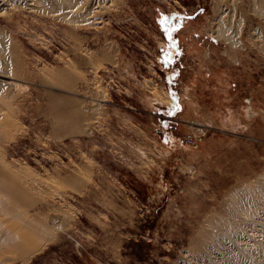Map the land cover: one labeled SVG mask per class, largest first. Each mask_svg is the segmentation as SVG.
I'll list each match as a JSON object with an SVG mask.
<instances>
[{"label":"rangeland","instance_id":"obj_1","mask_svg":"<svg viewBox=\"0 0 264 264\" xmlns=\"http://www.w3.org/2000/svg\"><path fill=\"white\" fill-rule=\"evenodd\" d=\"M25 2L0 9V70L13 47L22 69L7 71L16 92L0 91V158L24 167L37 185L30 211L55 225L12 264H264V16L254 0H102L94 22L75 28ZM217 17L241 46L216 36ZM55 93L83 103L80 131L54 125ZM89 101L100 103L93 114ZM237 189L260 194L244 206L250 218L232 220L243 239L205 241Z\"/></svg>","mask_w":264,"mask_h":264},{"label":"bare ground","instance_id":"obj_2","mask_svg":"<svg viewBox=\"0 0 264 264\" xmlns=\"http://www.w3.org/2000/svg\"><path fill=\"white\" fill-rule=\"evenodd\" d=\"M25 1H26L25 2L26 4L29 3V6L33 11H35L37 13H42V14L44 13L45 15L48 14V15H50L51 18L53 17L56 20H60L62 22H65L66 24H69L71 28H75L79 24L85 23V25L88 24L90 26V24L92 22H94L93 21L94 18L91 17V14H93V13L96 14V12H97V9L95 11L96 5H99V3L102 0H100V1L97 0V2L93 3L92 6L90 5V3L78 4L77 3L78 0H25ZM8 2H9V0H0V9H3L5 6L10 5V4H8ZM11 2L13 3L14 0L13 1L11 0ZM17 2H19V1H17ZM106 2H108V1H106ZM112 2H113V0H112ZM81 3H82V1H81ZM104 4H105V2H104ZM11 5L14 6V4H11ZM19 6H21V5H19ZM253 6H254L253 9H256L257 13H260L259 15L264 16V0H254ZM23 8H24V6H23ZM13 9H16V8H13ZM91 9H94V10H91ZM17 11H19V10H17ZM98 12H97V14H98ZM222 14L224 15V13H222ZM222 14L219 18L220 20L223 16ZM96 19L98 20L99 18H95V20ZM217 19H218V17H217ZM219 19L217 20L219 23L216 21L218 23V24L216 23L217 24V27H216L217 31H215V32L218 33V34L216 33V36L218 38L224 40L230 47L235 48V46H239L241 44V41L235 36L237 33H234V31L232 32V30L230 29V22L226 23L224 20L220 21ZM230 19H229V21H230ZM99 22L100 21H97L95 23H99ZM241 26H242V24H241ZM1 30L4 31L3 29H1ZM256 31H257V29H256ZM253 32H255V30H253ZM4 34H5V32H4ZM251 35H253V34H251ZM256 36H258V34ZM7 37H8V35H7ZM0 38L3 39L4 37L2 36ZM5 39H6V35H5ZM6 40H8V39H6ZM6 40L5 41L2 40V41L8 42ZM9 41H10V38H9ZM12 42H13V40H12ZM6 47L9 48V46H6ZM13 48L10 49L11 50L10 56H12V54L14 52L13 56L8 58L9 60L6 57L7 60L5 59V62L3 60L4 64L7 67L4 69V71L0 70V91H2L3 89H4L3 91L7 90V92L8 91H10V92L15 91L14 88L16 87L17 84H14L15 82H12L13 79H12V81L9 80L14 75L10 76V77L7 76V75H9L8 72H10V71H8L9 66L12 65V73H14L15 75H18V74H20V72H22V69L20 67L21 64L19 63L20 62L19 57L15 53V50ZM75 50H76V48H75ZM6 51H8V50H6ZM4 54H6V52ZM7 55H9V54H7ZM4 58H5V55H4ZM89 62H90V60H89ZM66 66L68 67V65H66ZM72 66L70 65L71 70H73L72 68L74 67V66L73 67ZM62 73H63L62 75L66 74V73H67L66 75H68V72L64 71ZM69 74H71V73H69ZM72 77H74V76L72 75ZM2 78H4V79H2ZM63 79H62V82H63ZM74 80H75V78H74ZM72 84H73V82H72ZM3 91H2V93H3ZM7 94H9V93H7ZM61 94H63V93H61ZM5 96H7V95H5ZM11 96H13V95H11ZM73 97H72V99L67 100V99H64L63 97L56 95V93L48 96V106H49L48 109L50 110V113L52 114V116L54 118V121H55L54 125L59 127L62 130H64V129L69 130L70 133L80 131L81 123H84V121L87 120V118H85V116H86L85 112L86 111L83 109V105H82L83 103L79 104L77 102V100L74 101ZM8 98H9V96H8ZM79 101H80V99H79ZM167 101H169V100H167ZM2 103L3 102L0 101V142L4 138H6V135L9 131V130H6L7 123H6V121H4L3 115L1 114V113H3V114L5 113L4 112L5 107H4V104H2ZM98 104H100V103H98ZM98 104L93 102V101H89L88 102V108H86V109L94 110L91 113V114H93V112H95V110L97 109ZM247 109H248V112H247L248 117H250L251 114H254L252 106H250V104H249V107H247ZM6 112H7V109H6ZM53 118H51V119L53 120ZM84 128H86V127H84ZM12 162H10V163L5 162L3 158H0V264H12L13 261L14 262L15 261H19V262L27 261L35 252H37L39 250V248L41 247V244L44 245L46 242L49 241L50 238H52L53 226L55 225L54 223H52L53 224V226H52V224L50 225L47 222L48 218H47V216H45V214L44 215L41 214V216H38L36 214V212L34 213L33 211H30L31 208L33 207L32 196H33L34 186L36 184L32 178L28 177V172L24 169V167L22 165H21L22 167L19 165L16 166ZM80 175H81V172H80ZM262 176H264V175H262ZM78 180H80V179H78ZM75 181H73L74 185L77 183ZM249 185H250V183H249ZM251 186H252V183H251ZM38 187H36V188H38ZM253 188H255V183H254ZM254 191H256V190L254 189ZM257 191H259V189ZM248 193H252V192H250L249 189H243V190L237 189L236 191H234L232 193L231 197H233V199H234L233 201H236V202H233V201L231 202V206H229L230 210L226 214H219L214 219L212 218L213 220L210 223L211 224L210 227L207 228L206 235L202 234L205 236L204 237L205 241L207 240L208 242L210 241L209 243H211L212 241H216V240L221 242L223 240L233 239V237H236V236L239 238L240 237L242 238V236H243L242 230L241 229L239 230L238 226L233 225L232 220L235 219L234 217L239 212H240V214L241 213L244 214L243 217L246 215V218H247V216L249 214V213H247L249 207L247 208L244 206L251 203V202L256 201L255 198L258 197V195H260V194L257 195L256 192H254V194L257 195L256 197H254L252 194L250 195ZM261 193H262V191H261ZM261 196H262V194H261ZM251 205H252V203H251ZM252 207L253 206H251V208ZM255 208H256V206H255ZM251 210H253V208ZM59 213H61V212H59ZM254 214H256V213H254ZM256 215H258V214H256ZM63 216H65V213ZM250 216H252V214ZM61 217H60V219H61ZM252 217H254V215ZM65 218H67V217H65ZM52 219H54V218H52ZM63 220H64V218H63ZM244 220H245V217H244ZM54 221H56V220H54ZM59 223H60V221H59ZM59 226H60V224H59ZM55 227H57V225ZM262 239H264V238H262ZM202 244H203V242H202ZM215 244H217V243H215ZM202 247L204 248V251H205L206 246L205 247L202 246ZM248 250H250V249H248ZM259 251H261V250H259ZM207 254H208V250L206 251L205 255H207Z\"/></svg>","mask_w":264,"mask_h":264}]
</instances>
